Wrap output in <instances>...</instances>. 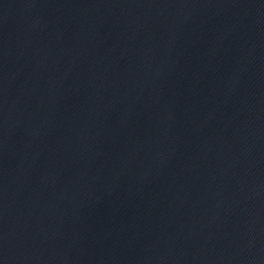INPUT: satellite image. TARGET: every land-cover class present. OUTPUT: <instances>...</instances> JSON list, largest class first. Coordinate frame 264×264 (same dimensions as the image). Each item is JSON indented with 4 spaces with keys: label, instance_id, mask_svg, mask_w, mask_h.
Here are the masks:
<instances>
[{
    "label": "water",
    "instance_id": "1",
    "mask_svg": "<svg viewBox=\"0 0 264 264\" xmlns=\"http://www.w3.org/2000/svg\"><path fill=\"white\" fill-rule=\"evenodd\" d=\"M0 264H264V0H0Z\"/></svg>",
    "mask_w": 264,
    "mask_h": 264
}]
</instances>
